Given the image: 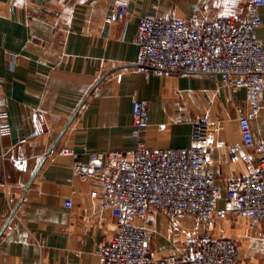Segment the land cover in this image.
Wrapping results in <instances>:
<instances>
[{
  "label": "crops",
  "instance_id": "obj_1",
  "mask_svg": "<svg viewBox=\"0 0 264 264\" xmlns=\"http://www.w3.org/2000/svg\"><path fill=\"white\" fill-rule=\"evenodd\" d=\"M120 1L128 3L130 16L108 22ZM245 5L244 0H0V113H5L0 122L10 127L0 134V264L99 263L97 250L115 233L116 221L102 209L101 183L82 181L72 165L75 154L86 161L88 151L136 145L131 131L137 99L150 102L144 135L150 147L188 146L194 121L218 123V185L224 188L245 174L244 157L253 152L243 147L238 122L245 90L228 87L212 73L138 72L134 43L140 15L195 23L242 17ZM260 13L264 20V6ZM259 37L264 45V25ZM251 126L264 142V91ZM15 159H26V168H18ZM68 199L72 209L65 205ZM168 219L152 207L147 220H137L154 248L177 245ZM207 232L237 238L239 264H264L260 222L225 217Z\"/></svg>",
  "mask_w": 264,
  "mask_h": 264
},
{
  "label": "built area",
  "instance_id": "obj_2",
  "mask_svg": "<svg viewBox=\"0 0 264 264\" xmlns=\"http://www.w3.org/2000/svg\"><path fill=\"white\" fill-rule=\"evenodd\" d=\"M244 1L242 17L225 15L195 23L173 15L138 17L136 70L148 75L152 70L212 73L228 87L244 89L246 107L238 122L243 147L253 152L244 157L245 174L222 188L214 159L220 125L194 121L188 146L150 147L144 140L150 102L137 99L131 131L136 145L118 151H88L86 161L75 154L72 165L73 174L82 181L101 183L102 209L116 221L115 233L97 250L98 264H158L146 227L137 224V220H147L152 207L167 215L175 230L179 229L178 218L184 215L195 216L210 228L229 216L258 221L264 228V142L251 126L264 91V45L259 37L264 0ZM129 16L128 3L120 1L107 20L114 23ZM4 116L1 112L0 118ZM9 132V125L0 122V134ZM235 149H231L234 157ZM14 163L26 168V159ZM65 205L72 209V200ZM239 259L237 238L204 234L190 257L164 264H239Z\"/></svg>",
  "mask_w": 264,
  "mask_h": 264
},
{
  "label": "rangeland",
  "instance_id": "obj_3",
  "mask_svg": "<svg viewBox=\"0 0 264 264\" xmlns=\"http://www.w3.org/2000/svg\"><path fill=\"white\" fill-rule=\"evenodd\" d=\"M188 217H190L189 220L187 218L188 222L186 221L180 222L181 217L178 218L177 221L179 224L178 226L179 229L174 230L173 228L171 229L170 227L172 236L178 238L177 245L174 244V246L170 248H154L151 242L152 250L154 252V256L157 261L163 263L164 261L176 262L190 257L192 252L196 250L198 240L204 234H208L207 231L208 229H210L209 225L202 223L195 216H188ZM233 218H237V217H233Z\"/></svg>",
  "mask_w": 264,
  "mask_h": 264
},
{
  "label": "water",
  "instance_id": "obj_4",
  "mask_svg": "<svg viewBox=\"0 0 264 264\" xmlns=\"http://www.w3.org/2000/svg\"><path fill=\"white\" fill-rule=\"evenodd\" d=\"M77 112H78V111H76V112L72 115L71 119H70V120L68 121V123L65 125V127L63 128V130L61 131V133H59V135L57 136V138L55 139V141H54L53 144L51 145V147H50V149H49V151H48V154L51 153L52 150L56 147V145H57V143L59 142V140H60L62 134L64 133V131L66 130V128L68 127V125L70 124V122L72 121V119L76 116ZM44 160H45V159H43V160L41 161L40 165L37 167V169H36L35 172L33 173V175H32V177H31L30 181L28 182V184H27V186H26V188H25V191H27L28 187L30 186V184H31L32 181L34 180V178H35V176L37 175V173H38L40 167L42 166V164H43V162H44Z\"/></svg>",
  "mask_w": 264,
  "mask_h": 264
}]
</instances>
